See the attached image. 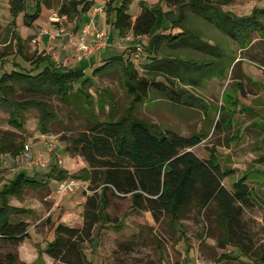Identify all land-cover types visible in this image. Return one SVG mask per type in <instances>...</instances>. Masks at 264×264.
Returning a JSON list of instances; mask_svg holds the SVG:
<instances>
[{
	"label": "rangeland",
	"instance_id": "obj_1",
	"mask_svg": "<svg viewBox=\"0 0 264 264\" xmlns=\"http://www.w3.org/2000/svg\"><path fill=\"white\" fill-rule=\"evenodd\" d=\"M66 1L69 0H49L46 6L42 5L40 17L28 27L23 24V13L16 16L12 24L10 0H0V73L17 68L12 64L11 60H14L18 67L36 74L43 66L36 69L32 58L39 54L49 55L54 63L64 68L79 67L84 75L91 77L93 83L89 91L94 102L99 93H110L118 117L128 108L131 100L121 74L110 70L103 75H92L91 71L101 65L105 57L122 54L125 58L130 51L134 52L136 44H140L143 52L134 66L139 75L148 77L146 87L155 88L153 80L173 91L180 92L182 89L187 95L179 101L177 95L174 96L176 99L159 97L156 90L137 105L134 115L158 125L160 129H169L181 135L189 136L199 131L207 134L190 150L199 158L214 156L223 168L229 169V176L223 179L225 187L231 189V183L237 178L247 179L253 194L243 207V221L254 252L260 255L264 250V26L260 31H253L250 42L242 45L212 23L191 15L193 29L200 31L204 41L217 43L224 52V69L207 72L206 75L199 70L197 83L186 85L171 75H149L144 68L149 61L145 50L148 36L137 38L134 35L129 42L123 37L132 35V32L119 36L115 31L111 35L112 29L105 22L104 11L108 0H88L90 9L79 18L58 14L59 5ZM139 1L132 0L130 4L133 18L139 12ZM142 1L147 5L158 4L164 11L169 9L164 0ZM211 1L236 17H247L254 12L259 14L264 9V0ZM29 2L25 11L34 8V2ZM96 8L102 11L94 15L92 29L110 34L112 41L85 58L77 50V37ZM177 11L172 8V17L178 15ZM260 20L264 23V18ZM12 30L22 43V56L18 54ZM79 57L81 60H78ZM197 57L204 58L203 55ZM236 83H241L238 93ZM15 98L24 100L33 96L20 91ZM40 99L58 115L57 121L49 123L47 133L39 128L40 111L37 108L30 107L23 113L22 126L11 123L9 113L0 109V147L3 143L7 144L0 156V190L19 171L28 175L39 173L45 183L43 186L26 187L21 194L7 197L10 205L24 209L25 214L13 217L28 223L29 238L17 245L1 240L0 259L5 258L6 252H12L17 254L19 262L25 264H63L45 253L47 242L53 239L54 226L64 223L80 227L85 195L99 193L100 187H91L90 182L84 179L89 169L87 163L67 150L68 139L88 127L86 114L79 109L80 106L63 103L51 94ZM185 102L187 105L183 104ZM94 108L97 112L95 104ZM109 110L110 103L106 102L98 118L104 120ZM216 120L220 124L214 128ZM17 150L19 153H16ZM53 167L83 181L87 191L80 187L76 192L58 199L56 187L60 179L47 176ZM107 197L106 213L111 223L116 224H99L93 231V240L83 243L87 264H240L245 260L235 247L223 243L214 206L207 211H198L192 205L174 223L169 215L161 216L155 222L149 212L132 210L128 195L115 198L108 192ZM227 255L239 256V259L227 258Z\"/></svg>",
	"mask_w": 264,
	"mask_h": 264
},
{
	"label": "trees",
	"instance_id": "obj_2",
	"mask_svg": "<svg viewBox=\"0 0 264 264\" xmlns=\"http://www.w3.org/2000/svg\"><path fill=\"white\" fill-rule=\"evenodd\" d=\"M32 1L33 10L25 11L30 4L29 0H10L12 24L16 16L23 13V24L32 26L40 17L42 5L46 6L45 3L49 0ZM164 1L169 8L166 11L158 4L147 5L144 1H139V12L133 18L129 10L132 0H108L104 10L105 22L112 29L111 35L116 31L119 36L127 32H132L135 36H148L145 50L149 61L144 64V68L149 75H171L186 85L197 83L199 70L206 75L207 72L224 69V52L217 43L204 41L200 31L193 29L191 15L212 23L242 45L250 42L253 31H260L264 26L260 20L264 18V9L259 14L254 12L247 17H236L211 0ZM173 7L178 10L175 17H172ZM89 9L88 0H69L59 5L58 14L79 18ZM12 31L18 54L22 56V43L18 34L14 35V30ZM108 39L112 41L110 34ZM132 53L130 51L125 58L122 54L105 57L103 63L91 71L92 75H103L111 72L110 70L121 74L131 100L128 108L118 117L110 93H99L94 102L89 91L93 83L91 77L84 75L83 69L79 67L64 68L54 63L49 55L39 54L32 58L36 69L43 66L36 74L18 67L14 60H11L12 64L17 68L0 73V109L9 113V121L14 125L22 126L23 113L28 108L35 107L40 111V130L43 133L49 132V123L57 121L58 115L47 102L40 99L47 94L56 96L63 103L80 106L79 109L89 119L88 127L68 139L67 150L83 158L89 168L84 179L90 182L91 187H100V191L85 195L80 227L64 223L54 226V236L47 242L45 253L59 263L87 264L83 243L93 240V231L99 224H116L111 223L106 213L107 193L110 192L115 198L128 195L131 209L149 212L155 222L161 216L169 215L174 223L192 205L198 211H207L214 206L216 220L222 230L221 239L224 244L235 247L239 255L245 258L240 264H264V250L260 255L255 254L243 221V207L253 194L246 183L247 179L237 178L231 183V189L225 187L223 179L229 176V169L223 168L214 156L199 158L190 150L205 139L207 134L203 131L185 136L169 129H160L158 125L134 115L137 105L156 90L159 97L176 99L174 96L177 95L179 101L187 92L182 89L180 92L173 91L153 80L151 82L155 88L146 87L148 77L139 75L131 60ZM198 55H203L204 58L197 57ZM236 85L238 93L241 83ZM20 91L30 93L33 98L17 100L15 97ZM106 102L110 103V110L106 118L101 120L98 113L104 110ZM183 104L187 105L186 102ZM219 124L220 121L216 120L213 127H219ZM2 145L0 156L7 147L6 143ZM52 175L60 180L68 177L65 170L56 167L47 176ZM40 185L45 183L39 173L28 175L19 171L0 190V241L17 245L29 238L28 223L13 217L25 214L24 209L10 205L7 197L21 194L26 187ZM226 257L239 259V256L233 255ZM0 264L25 263L18 261L16 253L6 252L5 258L0 259Z\"/></svg>",
	"mask_w": 264,
	"mask_h": 264
},
{
	"label": "built area",
	"instance_id": "obj_3",
	"mask_svg": "<svg viewBox=\"0 0 264 264\" xmlns=\"http://www.w3.org/2000/svg\"><path fill=\"white\" fill-rule=\"evenodd\" d=\"M102 11L101 8L94 9L93 14L91 15V18L88 19L86 23L83 24L82 28L80 29L79 35L77 37V43L76 47L77 50L81 52V56L88 58L90 55L95 53L97 50L105 47L109 41L108 34L104 31H96L92 29V26L94 24V15L96 12ZM92 36V40H88L89 37ZM134 34L132 35L127 34L123 37V40L129 41L133 39ZM70 37L72 38V34H70ZM146 36L144 35H137V38H144ZM130 42V41H129ZM136 47L134 48V52L132 53V62L133 64H137V61L139 60L140 55L142 54V46L140 44H136ZM80 187L84 188V190L87 191L85 187V183L79 179L73 178L71 176H68L66 178H63L59 181H57V187H56V196L57 198H62L66 195H70L76 190H78Z\"/></svg>",
	"mask_w": 264,
	"mask_h": 264
},
{
	"label": "crops",
	"instance_id": "obj_4",
	"mask_svg": "<svg viewBox=\"0 0 264 264\" xmlns=\"http://www.w3.org/2000/svg\"><path fill=\"white\" fill-rule=\"evenodd\" d=\"M92 38H93V37L90 36L88 40L90 41V40H92ZM78 60H81L80 57L78 58Z\"/></svg>",
	"mask_w": 264,
	"mask_h": 264
}]
</instances>
